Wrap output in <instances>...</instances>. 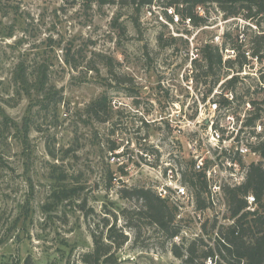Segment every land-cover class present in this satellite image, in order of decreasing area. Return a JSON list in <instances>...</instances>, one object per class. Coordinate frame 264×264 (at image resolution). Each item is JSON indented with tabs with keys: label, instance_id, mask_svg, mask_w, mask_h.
<instances>
[{
	"label": "rangeland",
	"instance_id": "1",
	"mask_svg": "<svg viewBox=\"0 0 264 264\" xmlns=\"http://www.w3.org/2000/svg\"><path fill=\"white\" fill-rule=\"evenodd\" d=\"M145 8L103 0H0V162L6 166L0 171V264H83L94 235L110 243L111 227L116 264H183L168 235L140 213L143 201L122 199L120 191L147 188L160 197L173 169L198 207L183 175L201 156L206 162L214 156L211 122L220 127L227 115L245 122L264 107L252 104L264 101V49L253 59L264 23L227 19L208 7L198 48L220 37L211 44L224 62L239 53L251 57L242 72L229 70L211 89V78H194L198 71L185 55L190 41L144 19ZM234 76L239 82L228 85ZM40 77L48 96L34 87ZM101 97L106 110L98 114L90 105ZM245 161L264 166L262 158ZM203 198L208 208L201 221L176 220L181 242L175 244L201 241L199 252L218 254L233 220L224 211L225 192L216 207L208 192Z\"/></svg>",
	"mask_w": 264,
	"mask_h": 264
},
{
	"label": "trees",
	"instance_id": "2",
	"mask_svg": "<svg viewBox=\"0 0 264 264\" xmlns=\"http://www.w3.org/2000/svg\"><path fill=\"white\" fill-rule=\"evenodd\" d=\"M164 3L161 0H103V3L115 4L121 7H133L137 12L143 7L152 5L157 2L163 6L175 7L182 17H192L195 26H202L207 23L206 20L199 18L195 14L198 6L208 7L215 5L224 14L225 18H233L243 16L246 20L256 23L261 26L264 23V0H167ZM264 41V36L260 37ZM258 42V41H257ZM264 49V42L258 46L254 55H259ZM201 59L194 61L195 71L194 75L197 82L203 78H211L213 89L223 77L228 75L229 70L235 72H242L244 66L247 64V58L244 53H239L235 60L223 61L221 49L217 46L207 44L200 49ZM201 71V72H200ZM21 77V76H20ZM22 78V77H21ZM24 84L29 85V81L22 78ZM264 79V76H262ZM207 81V80H205ZM239 82V76H234L228 83L230 86H235ZM43 95H47L51 90L46 91V84L43 77H40L37 84L34 86ZM28 93H31V87H26ZM36 89V90H37ZM37 91V92H39ZM211 92V90H210ZM53 93V92H52ZM46 96H44V99ZM225 104L229 105L228 100L224 99ZM256 105L263 103L252 102ZM90 109L96 111L98 114L105 112L106 108L103 106V97L97 99L90 105ZM106 116L108 113L106 111ZM264 119V107H258L256 113L252 118H248L245 125H254L256 121ZM116 150L112 147L111 151ZM255 151L264 160V141L255 147ZM263 162V161H262ZM251 164L248 169L245 182L241 186L229 187L224 190L228 210L231 214L230 219L234 223L229 226L226 231L222 232L218 248V254L214 250H202L199 248L203 246L201 241L192 243L189 248L178 246L174 239L181 233V227L176 223V210L170 206L169 203L159 197L152 189L147 188H132L120 191L122 199H138L144 203V208L140 213L145 215L153 225L158 227L161 231L168 235V239L172 241V253L176 258L182 260L183 264H207L209 258L215 259L218 255L224 259L227 264H264V166L263 163ZM0 171L6 167L3 162H0ZM183 177L186 182H189L191 187L196 192V199L198 210H205L208 208L204 194H207L208 184L203 172L194 171V162L190 167V172L184 173ZM112 179V177H111ZM253 195L257 201V209L254 213L246 212L247 200L246 197ZM109 222H106V227ZM114 229L111 227L108 230L106 239L110 243L102 241L103 235H94L95 248L93 252H88L82 255L83 264H114V250L115 242L113 236ZM118 246L120 247L127 240V236L121 237ZM117 240V239H116ZM204 249V248H203ZM216 264H222L217 259Z\"/></svg>",
	"mask_w": 264,
	"mask_h": 264
},
{
	"label": "built area",
	"instance_id": "3",
	"mask_svg": "<svg viewBox=\"0 0 264 264\" xmlns=\"http://www.w3.org/2000/svg\"><path fill=\"white\" fill-rule=\"evenodd\" d=\"M195 14L206 21L209 18L208 10L204 6H198L195 10ZM144 19L149 22L154 21L157 26H160L174 37H183L189 40L190 53H186L185 55H189L190 62L192 63L198 60L200 49L198 48L196 39L199 33L207 28L206 25L201 27L195 26L192 17L184 18L175 7L163 6L157 2L145 8ZM219 40L220 37H215L211 43L215 44V42L217 43ZM247 56L251 58L248 53ZM247 56L245 55L246 58ZM253 59L258 60L259 56H254ZM228 102L229 105L226 107L230 106V101L228 100ZM250 105L251 104H248L251 108ZM212 108L215 110L219 109V104L214 102ZM263 121L264 119L255 122L254 125L248 126L245 125V122L238 121L234 116L227 115L225 123L221 122L220 127L214 120L211 122L209 135L215 151L214 156L210 157L208 162H206L205 156H201L195 163L194 169L196 172H203L205 174L209 188V197L212 200L210 201L215 207L223 200L224 190L227 186L237 187L245 182L249 164H247L246 161L243 162V160L249 156L261 159L255 151V147L264 141ZM166 180L167 183L163 186L164 188L159 189V195L162 199L177 207V222L180 223L189 220L191 219L190 216L196 222L201 221L203 211L198 210L194 196L189 193L186 186L179 183L173 169L168 170ZM246 200L247 207L245 211L254 213L257 209L256 198L253 195H249L246 197ZM226 210H228V208L225 203L224 211ZM229 223L230 225L233 224L234 220L229 221ZM174 241L175 243H180V235L176 237ZM217 259L218 256L215 259L209 258L207 264H216Z\"/></svg>",
	"mask_w": 264,
	"mask_h": 264
}]
</instances>
